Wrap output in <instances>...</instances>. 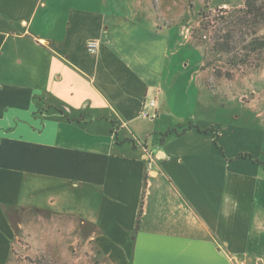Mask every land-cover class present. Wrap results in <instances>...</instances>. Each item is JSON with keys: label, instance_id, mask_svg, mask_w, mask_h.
<instances>
[{"label": "crops", "instance_id": "1", "mask_svg": "<svg viewBox=\"0 0 264 264\" xmlns=\"http://www.w3.org/2000/svg\"><path fill=\"white\" fill-rule=\"evenodd\" d=\"M108 1L0 0V264L48 220L105 264H264L262 123L175 121L171 32Z\"/></svg>", "mask_w": 264, "mask_h": 264}, {"label": "rangeland", "instance_id": "2", "mask_svg": "<svg viewBox=\"0 0 264 264\" xmlns=\"http://www.w3.org/2000/svg\"><path fill=\"white\" fill-rule=\"evenodd\" d=\"M147 6L151 7L153 15L158 16L156 24L171 32L169 56L175 50L179 52L174 59L176 71L171 84L176 94L173 96L169 94L170 88L167 90L168 95L173 96L172 118H177V121L193 113L207 123L222 127L233 123L257 129L264 127V50L251 54L247 63H239L246 59L243 53L241 57L212 47L214 39L218 36L223 42V35L228 31L232 32L233 47V11L244 8L243 0L108 1L112 11L130 12L134 9L141 21L145 20L142 13ZM258 32L264 36V26ZM189 62L191 66L187 69L184 64L187 66ZM200 64L198 74L205 79V88L215 103L204 112H196L195 103L190 102L191 99L194 101V90L188 91L189 76ZM67 208L69 206L65 205L62 210L65 218ZM28 229L30 235L27 236L26 232L15 247L17 264H105V259L96 253L95 247L84 242L85 236L78 233L79 228L68 225L55 227L54 222L48 220L44 227L30 225Z\"/></svg>", "mask_w": 264, "mask_h": 264}, {"label": "trees", "instance_id": "3", "mask_svg": "<svg viewBox=\"0 0 264 264\" xmlns=\"http://www.w3.org/2000/svg\"><path fill=\"white\" fill-rule=\"evenodd\" d=\"M244 8L233 11V47H231L232 32L228 31L223 35V42L220 37L214 39L213 50L219 52L242 53L246 59L239 63H247L251 54H256L264 50V36L259 35L258 29L264 26V0H243ZM252 29V30H251ZM236 58H238L236 56ZM201 131L200 129H198ZM215 140V144L218 143ZM253 159V156L242 155ZM257 163L260 161L256 160ZM262 165V163H259Z\"/></svg>", "mask_w": 264, "mask_h": 264}, {"label": "built area", "instance_id": "4", "mask_svg": "<svg viewBox=\"0 0 264 264\" xmlns=\"http://www.w3.org/2000/svg\"><path fill=\"white\" fill-rule=\"evenodd\" d=\"M97 48L96 43H89L88 44V49L91 51H95ZM158 102L156 98H152L149 101H147V104L143 108V111L141 113V116L143 118H156L158 117Z\"/></svg>", "mask_w": 264, "mask_h": 264}]
</instances>
